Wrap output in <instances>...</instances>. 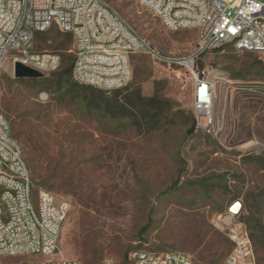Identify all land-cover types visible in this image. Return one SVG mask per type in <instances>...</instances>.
<instances>
[{
	"label": "rangeland",
	"instance_id": "rangeland-1",
	"mask_svg": "<svg viewBox=\"0 0 264 264\" xmlns=\"http://www.w3.org/2000/svg\"><path fill=\"white\" fill-rule=\"evenodd\" d=\"M104 1L165 52H190L199 43L196 29L170 30L136 0ZM67 36L53 25L30 50L58 52ZM13 54L2 68L0 109L35 164L29 165L35 190L70 204L57 257L133 264L130 253L145 249L188 252L194 264H226L233 245L216 226L217 214L234 199L246 206L255 195L264 211V98L234 89L264 83V54L226 45L199 59L205 74L225 78L215 101L225 128L216 136L196 125L190 131L195 85L183 66L133 54L129 83L105 90L74 76L60 79L62 67L36 81L16 77ZM254 243L257 264H264V239Z\"/></svg>",
	"mask_w": 264,
	"mask_h": 264
},
{
	"label": "built area",
	"instance_id": "built-area-1",
	"mask_svg": "<svg viewBox=\"0 0 264 264\" xmlns=\"http://www.w3.org/2000/svg\"><path fill=\"white\" fill-rule=\"evenodd\" d=\"M170 30L196 29L197 47L186 53L165 52L140 36L104 0H0V93L3 65L13 52L22 63L43 76L60 69L61 55L32 52L39 32L53 25L73 34L74 78L112 90L125 87L132 76L131 55L147 54L158 61L185 67L194 81L196 127L210 135L225 128L224 114L215 111L216 92L223 76L205 74L199 59L207 52L233 45L237 50L264 54V0H136ZM235 90L264 98V83L244 82ZM70 204L48 190H35L24 149L14 135L10 118L0 109V264H82L57 257ZM244 204L234 199L214 222L232 242L226 264H257ZM42 255L39 260L24 259ZM17 256L22 259L10 261ZM133 264H194L184 251L134 250ZM106 264H115L108 259Z\"/></svg>",
	"mask_w": 264,
	"mask_h": 264
},
{
	"label": "trees",
	"instance_id": "trees-1",
	"mask_svg": "<svg viewBox=\"0 0 264 264\" xmlns=\"http://www.w3.org/2000/svg\"><path fill=\"white\" fill-rule=\"evenodd\" d=\"M49 29H47V30H49ZM67 33H68L67 42H64V43L58 42V45L56 46L57 50H59L56 53L60 54L61 58H62V64H61L62 70L60 72H58L57 75L62 80H68L73 76V65L75 62V55L72 52H69V51H72V48L70 47V45L72 42H74L73 34L70 32H67ZM61 67H60V69H61ZM55 72H53V73H55ZM29 79H32L33 81L38 80V78H29ZM77 82H79V81H77ZM79 83H81V82H79ZM82 84H84V83H82ZM42 89H48V88L44 87ZM195 125H196V120L194 121V125L190 130L191 133L194 132ZM12 126H13V122H12ZM19 134H20L19 131H17L15 133L16 136H18ZM30 164H31L32 168L35 169V164L33 163V160H31V158H30ZM34 183H35V181H34ZM258 197H259V195H255L253 197L252 202H248L246 206L244 205L245 214L243 216V219L248 226L250 236L252 238L253 243L255 241H257V239L259 237L261 239H264V211L262 210V204H260V202H259L260 200ZM261 197L264 199L263 195ZM253 222H255V224ZM148 227H149V225L147 226V228ZM254 247H255V243H254Z\"/></svg>",
	"mask_w": 264,
	"mask_h": 264
},
{
	"label": "water",
	"instance_id": "water-1",
	"mask_svg": "<svg viewBox=\"0 0 264 264\" xmlns=\"http://www.w3.org/2000/svg\"><path fill=\"white\" fill-rule=\"evenodd\" d=\"M15 76L26 78H40L43 75L40 72L18 62L15 66Z\"/></svg>",
	"mask_w": 264,
	"mask_h": 264
}]
</instances>
